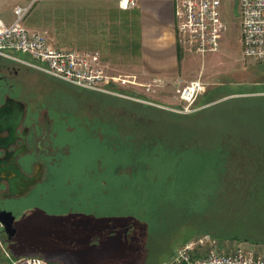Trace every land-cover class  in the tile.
Here are the masks:
<instances>
[{"label": "rangeland", "instance_id": "obj_1", "mask_svg": "<svg viewBox=\"0 0 264 264\" xmlns=\"http://www.w3.org/2000/svg\"><path fill=\"white\" fill-rule=\"evenodd\" d=\"M235 9L236 0L222 1L219 51L186 56L171 83L149 94L119 84L154 105L50 76L36 80L81 128L53 180L12 208L18 233L12 243L0 233V264L25 256L50 264H162L203 234L220 253H264V84L250 85L240 73L246 63L264 78V64L239 60ZM65 40L59 48L93 51L73 35ZM196 79L206 90L195 109L218 105L178 119L172 113L183 103L175 90ZM244 80L247 87L234 83Z\"/></svg>", "mask_w": 264, "mask_h": 264}, {"label": "built area", "instance_id": "obj_2", "mask_svg": "<svg viewBox=\"0 0 264 264\" xmlns=\"http://www.w3.org/2000/svg\"><path fill=\"white\" fill-rule=\"evenodd\" d=\"M240 19L239 39L243 58L264 63V0H236ZM120 9H131L136 0H119ZM181 21L177 26V41L203 56L219 51L225 26L222 20V0H178ZM30 6H17L13 10V21L0 19V57L16 61L52 78L73 86L112 97L153 104L141 93L119 88V84H130L144 93H153L168 84L161 78H152L147 84L137 81L135 76L109 75L97 51L58 49L50 45L46 31H30L23 19ZM16 54L30 57V61ZM171 83V81H170ZM206 90L200 79L178 84L174 98L183 103L176 113L195 112V104ZM154 105V104H153ZM10 264H50L38 256H25L11 260ZM162 264H264V253L253 249L235 248L229 253L216 250L215 240L208 234L196 236L180 245L172 257Z\"/></svg>", "mask_w": 264, "mask_h": 264}, {"label": "crops", "instance_id": "obj_3", "mask_svg": "<svg viewBox=\"0 0 264 264\" xmlns=\"http://www.w3.org/2000/svg\"><path fill=\"white\" fill-rule=\"evenodd\" d=\"M118 1L0 0V19L11 23L15 7L31 4L23 25L30 31H46L54 48L61 49L59 43L73 35L88 46L85 48H93L100 54L109 75L135 76L141 83L152 78L174 81L182 74L186 56L195 54L177 41V26L181 21L178 0H136L131 9H120ZM236 44L240 61L264 64L243 58L239 42ZM251 68L245 63L240 73L248 75L250 85L264 84V78ZM246 81L234 83L247 87ZM227 97L230 94L221 99Z\"/></svg>", "mask_w": 264, "mask_h": 264}, {"label": "flooded vegetation", "instance_id": "obj_4", "mask_svg": "<svg viewBox=\"0 0 264 264\" xmlns=\"http://www.w3.org/2000/svg\"><path fill=\"white\" fill-rule=\"evenodd\" d=\"M44 76L49 75L0 57V211L12 215L14 205L53 180L81 128L64 104L36 85ZM13 226L17 232L9 239L0 225L6 243L18 233L15 216Z\"/></svg>", "mask_w": 264, "mask_h": 264}, {"label": "water", "instance_id": "obj_5", "mask_svg": "<svg viewBox=\"0 0 264 264\" xmlns=\"http://www.w3.org/2000/svg\"><path fill=\"white\" fill-rule=\"evenodd\" d=\"M235 17H238V10H234ZM14 224V216L11 212L0 211V225L3 227L5 233L8 238L11 239L16 234V229L13 226Z\"/></svg>", "mask_w": 264, "mask_h": 264}, {"label": "trees", "instance_id": "obj_6", "mask_svg": "<svg viewBox=\"0 0 264 264\" xmlns=\"http://www.w3.org/2000/svg\"><path fill=\"white\" fill-rule=\"evenodd\" d=\"M114 98H115V97H114ZM116 98H117V97H116ZM212 100H214V99H212ZM210 101H211V100H210ZM217 105H218V104H216V105H214V106L216 107ZM142 106H144V107H149V106H147V105H142ZM214 106L206 107V108H204V109H201L200 111L197 110V111H195L196 113L193 112L194 114H193V113H191V114L195 115V114H198V113H200V112H204V111H206V110H208V109L214 108ZM195 107H197L196 104H195ZM150 108H155L156 110L164 111L163 109H159V108H156V107H150ZM172 114L175 115V117L178 118V119H180V118H186V117H184V116H187V117L193 116V115H191V114H190V115H189V114L180 115V114L175 113V112L172 113ZM179 116H181V117H179ZM154 139H156V138H154ZM154 139H153V140H154ZM189 140H190V139H189ZM192 140H193V139H191V141H192ZM193 141H194V140H193ZM212 146H215V144L213 143ZM189 239H190V238H189ZM189 239H188V240H189ZM186 241H187V240H186ZM186 241H185V242H186Z\"/></svg>", "mask_w": 264, "mask_h": 264}]
</instances>
